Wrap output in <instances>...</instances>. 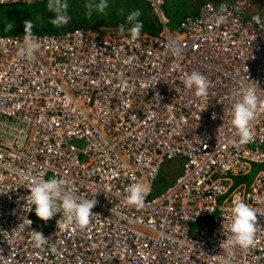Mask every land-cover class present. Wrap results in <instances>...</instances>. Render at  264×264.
I'll list each match as a JSON object with an SVG mask.
<instances>
[{
  "label": "built area",
  "instance_id": "built-area-1",
  "mask_svg": "<svg viewBox=\"0 0 264 264\" xmlns=\"http://www.w3.org/2000/svg\"><path fill=\"white\" fill-rule=\"evenodd\" d=\"M145 1L161 29L136 40L129 28L33 30L41 48L29 61L18 55L24 33L0 35V264H264V171L247 187L231 178L264 163V12L250 0L206 2L172 31L164 0ZM193 71L208 96L185 87ZM247 87L259 106L254 139L240 145L232 106ZM177 158L181 173L151 196ZM49 177L79 198L96 193L85 229L25 211L28 187ZM135 182L150 188L139 209L126 202ZM238 200L257 212L256 243L225 250Z\"/></svg>",
  "mask_w": 264,
  "mask_h": 264
},
{
  "label": "clouds",
  "instance_id": "clouds-1",
  "mask_svg": "<svg viewBox=\"0 0 264 264\" xmlns=\"http://www.w3.org/2000/svg\"><path fill=\"white\" fill-rule=\"evenodd\" d=\"M68 8L67 0H48L47 9L55 14L50 22L56 27L68 24L70 20ZM86 8L89 16H91L93 10L103 14L108 8V2L107 0H99L98 3L90 2L86 4ZM140 15V11L135 10L127 16V24L131 25L129 32L133 40L140 37L141 29L143 28V22L139 20ZM253 20L257 24L261 23L259 16H254ZM220 22H222V18L218 20V23ZM124 27V25H121L120 31H123ZM40 48L41 44L33 32L31 20L25 21L23 44L18 49V55L21 58L33 61ZM170 48L177 55L183 51V47L176 41L170 42ZM183 83L187 89H194L196 97L208 96L210 83L203 74L197 71L186 74ZM240 96L241 98L232 106L231 124L239 138L236 143L245 145L254 139L250 125L256 118L259 99L256 89L253 87L245 88L240 93ZM213 118H215V114H213ZM28 188L30 193L25 199L27 205L25 211L31 212L33 211V206H35V215L42 221L47 222L59 213L64 223L74 224L81 230L90 224L91 217L94 215L92 209L97 203L95 199L96 193L91 200L79 198L72 192L67 191L65 181L57 177H51L46 180L42 178L34 180ZM149 193L150 188L147 184L141 182L132 183L127 188L126 202L128 205L135 206L138 209L143 208ZM231 213L230 236L227 239V243H221V246L225 250L235 247L241 249L254 247L258 230L257 212L255 209L238 200L233 203ZM30 235L34 246L37 248L42 247L47 242L46 236L40 231L32 230Z\"/></svg>",
  "mask_w": 264,
  "mask_h": 264
},
{
  "label": "rangeland",
  "instance_id": "rangeland-1",
  "mask_svg": "<svg viewBox=\"0 0 264 264\" xmlns=\"http://www.w3.org/2000/svg\"><path fill=\"white\" fill-rule=\"evenodd\" d=\"M83 1H88V0H77V4L75 5L76 10L71 12V14L68 13V15H74L76 17H81L83 15V17H81V18H84L82 20V24L89 23V21L91 20H96V18L95 19L93 18L100 15L98 11H93L91 16L87 15V12L85 14L84 13L80 14L79 8L82 9L83 7H85L84 4L82 3ZM93 1L95 3L99 2V0H93ZM107 1H109L108 4L110 3V1H117L121 3V5L118 6V8H120L118 9V13L120 16L121 15L124 16V14L125 16H127V13L130 11L128 6L131 7L133 11L137 10L136 6H141V8L145 6L144 0H107ZM220 1H233V0H164V4L162 7H163V11L165 12V14L170 18V25H169L170 29L172 31H176L180 29V24L186 15L188 14L196 15L198 13L199 5L201 6L202 4L206 2H216L217 3ZM74 2H76V0H67L68 4L70 3L72 4ZM47 4H48V0H41V1H37L36 3L34 2V4L22 5L21 10L24 11V15L22 16L20 15V19L18 20L14 19V21L11 20L10 23H8L9 22L8 19H6L5 21L0 20V35L23 34L24 33V22L27 20H31L34 31L58 32L61 30H65L66 29L65 25L61 27H56L50 22L51 19L54 18L55 14L51 12L49 13L48 11H44L42 7L45 8ZM0 6H2L3 8L6 5H0ZM15 8L17 9L20 7L19 5H17ZM139 11L142 15L143 13H145L146 9L142 8V11L141 10ZM105 14H109L108 10H106L103 13L104 16ZM73 21L77 22L78 20L73 18ZM130 27L131 25H128L129 29ZM249 164H250L249 172L243 175L231 177L235 183H239L242 181L243 185L247 187L255 180L259 172L264 171V163L249 162ZM182 167H183V159H180V158L165 162L159 171L157 180L152 188L151 196H157L161 194L167 187L171 186L174 183L177 176L181 173ZM228 195L229 194L222 195L219 197V199L227 198ZM32 215L34 219H36L38 222L43 223L45 225L52 226L55 223L57 214L52 219L48 220L47 222L39 219L35 215V211H33Z\"/></svg>",
  "mask_w": 264,
  "mask_h": 264
},
{
  "label": "trees",
  "instance_id": "trees-1",
  "mask_svg": "<svg viewBox=\"0 0 264 264\" xmlns=\"http://www.w3.org/2000/svg\"><path fill=\"white\" fill-rule=\"evenodd\" d=\"M90 2H94V1L88 0V1L82 2L85 7H83L82 9L79 8L80 14H83V13L85 14L86 12H88V9L86 8V4H88ZM107 2H109V1H107ZM26 4L27 3L8 4V5L4 6L3 8H2V6H0V8H1L0 9V20L5 21L6 19H8L9 20L8 23H10L11 20L14 21V19H17V20L20 19V15L21 16L24 15V11L21 10L22 9L21 7H22V5H26ZM31 4H34V3H31ZM76 4H77V0H76V2H74L72 4L71 3L68 4L69 5L68 13L71 14V12L76 10V7H75ZM17 5H19L20 8L16 9L15 7ZM120 5H121L120 2L110 1V3L108 4V8L106 9V10H108L109 14H105V16H104L103 14L100 13L99 16L93 18V19L96 18V20H91V21H89V23H83L82 24V20L84 18H81V17H83V15L81 17L69 15L70 21L68 22V24L65 25L66 29L67 28L80 27L81 25H84V24L95 25V26L105 25V26H110V27H118L120 25L127 24V16L131 12H133V10L131 7L128 6L130 11L127 13V16H125V14H124V16H122V15L120 16L118 13V9H120V8H118V6H120ZM42 8L44 9V11H48L47 6H45V8L44 7H42ZM142 8L146 9L147 12L145 11V13H143L141 15L142 17L141 16L139 17V20L143 22V28L141 29V31H147V32H151V33L159 32L161 29V26L159 24V20L155 16V14H153L149 4L146 1H145V6H143ZM142 8H141V6H136L137 10L139 9L142 11ZM93 11H96V10H93ZM73 18L78 20V21L77 22L73 21Z\"/></svg>",
  "mask_w": 264,
  "mask_h": 264
},
{
  "label": "water",
  "instance_id": "water-1",
  "mask_svg": "<svg viewBox=\"0 0 264 264\" xmlns=\"http://www.w3.org/2000/svg\"><path fill=\"white\" fill-rule=\"evenodd\" d=\"M123 25L125 26L123 30L128 29V24H123ZM120 26H118V27H110V26H105V25L95 26V25L84 24V25H81L80 27H84V28H87V29L105 30V31H120Z\"/></svg>",
  "mask_w": 264,
  "mask_h": 264
},
{
  "label": "crops",
  "instance_id": "crops-1",
  "mask_svg": "<svg viewBox=\"0 0 264 264\" xmlns=\"http://www.w3.org/2000/svg\"><path fill=\"white\" fill-rule=\"evenodd\" d=\"M253 3V10L258 12H264V0H250ZM200 7V5H199ZM198 7V9H199Z\"/></svg>",
  "mask_w": 264,
  "mask_h": 264
}]
</instances>
